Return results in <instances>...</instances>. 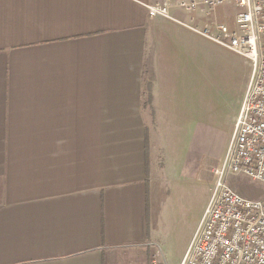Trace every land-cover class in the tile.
Listing matches in <instances>:
<instances>
[{
	"label": "crops",
	"instance_id": "obj_1",
	"mask_svg": "<svg viewBox=\"0 0 264 264\" xmlns=\"http://www.w3.org/2000/svg\"><path fill=\"white\" fill-rule=\"evenodd\" d=\"M152 1L0 0V264H123L162 246L147 135L153 116L191 115L202 75L207 153L208 39L149 17ZM197 221L167 229L185 235L174 264Z\"/></svg>",
	"mask_w": 264,
	"mask_h": 264
},
{
	"label": "built area",
	"instance_id": "obj_2",
	"mask_svg": "<svg viewBox=\"0 0 264 264\" xmlns=\"http://www.w3.org/2000/svg\"><path fill=\"white\" fill-rule=\"evenodd\" d=\"M230 1L238 10L234 26L197 25L172 14L208 16ZM147 15L163 17L247 58L251 70L213 189L179 264H264V199H248L229 186L247 176L264 185V0H153ZM151 264H162L152 261Z\"/></svg>",
	"mask_w": 264,
	"mask_h": 264
},
{
	"label": "rangeland",
	"instance_id": "obj_3",
	"mask_svg": "<svg viewBox=\"0 0 264 264\" xmlns=\"http://www.w3.org/2000/svg\"><path fill=\"white\" fill-rule=\"evenodd\" d=\"M237 10L230 1H225L208 13L209 27L213 30L214 25L225 24L232 28ZM250 70L247 58L208 39V148L205 154L203 142L207 133L202 132L197 124L202 114L199 109L204 104L205 76H198V107L192 110L191 115L181 114L172 117L174 121L165 119L160 122L157 116L152 117V131L151 134L147 132L149 138L146 135L147 139L151 136V144H156L153 163L155 161V166H158L157 179L162 190L161 222L166 220L168 224L166 218H169L168 231H171L175 217L179 220L188 217L193 221L201 217L213 189V172L223 161L234 123L233 116L237 113L246 87L247 71ZM200 88H203L202 92ZM228 184L245 198L264 199V185L247 176H232ZM161 229L165 239L161 247L151 241L145 252L136 249L127 251L123 264H151L152 260L161 263V251L164 264H174L176 251L185 235L181 233L168 242L166 227L161 224Z\"/></svg>",
	"mask_w": 264,
	"mask_h": 264
}]
</instances>
